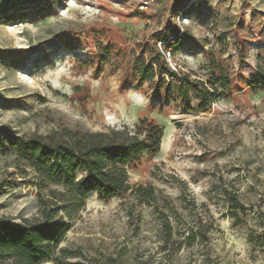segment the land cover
Segmentation results:
<instances>
[{
  "label": "rangeland",
  "instance_id": "1",
  "mask_svg": "<svg viewBox=\"0 0 264 264\" xmlns=\"http://www.w3.org/2000/svg\"><path fill=\"white\" fill-rule=\"evenodd\" d=\"M159 53L213 84L208 110L180 77L140 76ZM263 68L264 0H0V217L40 218L37 176L11 142L146 117L163 128L160 150L127 174L153 196L87 194L37 264H264V90L248 84ZM197 228L206 242L186 240Z\"/></svg>",
  "mask_w": 264,
  "mask_h": 264
},
{
  "label": "trees",
  "instance_id": "2",
  "mask_svg": "<svg viewBox=\"0 0 264 264\" xmlns=\"http://www.w3.org/2000/svg\"><path fill=\"white\" fill-rule=\"evenodd\" d=\"M158 59L161 62L156 66L141 62L138 73L143 79L151 80L155 74L180 77L178 90L183 97L189 99L193 93L198 99V110L210 108L215 96L213 84L192 79L188 74L178 75L166 67L161 53ZM214 76L217 78L221 75L218 73ZM248 84L252 90H264V68L252 75ZM162 137L163 128L153 119L144 117L139 118L132 127L121 125L91 131L64 126L54 129L45 137H21L11 142L16 159L37 176L40 218L10 222L0 217V264H37L52 257L68 229L59 215L70 216L77 212L89 193H96L99 199L108 200L134 189L139 195L152 197L154 191L151 186L130 185L127 166L139 160L143 154L159 152ZM78 172L81 173L80 177L77 176ZM52 185L57 187L53 188ZM227 202L230 216L243 224L244 220L236 212L240 205L236 195L229 194ZM262 217L264 220V214ZM198 235L205 242L208 240L199 228L191 229L186 240L194 241Z\"/></svg>",
  "mask_w": 264,
  "mask_h": 264
}]
</instances>
